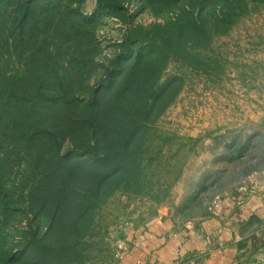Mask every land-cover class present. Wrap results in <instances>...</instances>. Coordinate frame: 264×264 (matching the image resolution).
I'll return each instance as SVG.
<instances>
[{
    "label": "rangeland",
    "instance_id": "obj_1",
    "mask_svg": "<svg viewBox=\"0 0 264 264\" xmlns=\"http://www.w3.org/2000/svg\"><path fill=\"white\" fill-rule=\"evenodd\" d=\"M109 1L36 0L47 20L24 46L20 0H0V78L27 70L40 46L32 67L76 69L68 84L106 101L97 130L88 122L36 149L50 168L65 159L46 213L27 208L29 157L16 167L22 210L0 253L17 257L3 264H120L134 226L203 218L264 174V0Z\"/></svg>",
    "mask_w": 264,
    "mask_h": 264
},
{
    "label": "trees",
    "instance_id": "obj_2",
    "mask_svg": "<svg viewBox=\"0 0 264 264\" xmlns=\"http://www.w3.org/2000/svg\"><path fill=\"white\" fill-rule=\"evenodd\" d=\"M44 1L47 7L51 4V0ZM108 3L111 7L119 4L117 0H110ZM19 7L24 9V13L16 22V27L21 32L18 33L19 41L23 42L24 46L34 45L33 41H36L39 35L38 27L47 20V16L43 19V9L47 8H41L36 0H20ZM40 48L42 47L38 46L29 51L31 53L27 56V70L0 78V231L6 226L11 227L8 221L22 210L21 199L18 198L20 195H16L18 186L12 182L15 181L16 167L29 157L31 169L27 179L33 182L28 191L27 208L46 213L53 207L50 191L56 181L51 180L55 176L61 179L62 163L65 159L56 154L58 161L50 168L46 166L48 160H43V151L37 157L36 149L39 145L43 146V150L51 149L53 139L57 143V136L64 130L78 129L88 122L92 124L93 130H97L96 118L102 115L106 103L99 98L97 90L88 96L91 89L68 84L71 76L78 77L79 72L76 69L68 72L69 68L64 65L48 69L44 64L41 69H38V66L32 67L37 60L34 55ZM49 54L51 57V53ZM76 60L78 59L71 57L69 65L71 63L72 66ZM116 93L115 91L113 94ZM63 107L67 108L64 115L61 113ZM44 121L47 122L46 125L42 123ZM40 167L42 170H39ZM39 190L43 191V196L37 201ZM29 234V242H33L31 240L36 236L34 232ZM16 257L17 253L11 255L10 249H6L0 253V264L14 263Z\"/></svg>",
    "mask_w": 264,
    "mask_h": 264
},
{
    "label": "crops",
    "instance_id": "obj_3",
    "mask_svg": "<svg viewBox=\"0 0 264 264\" xmlns=\"http://www.w3.org/2000/svg\"><path fill=\"white\" fill-rule=\"evenodd\" d=\"M125 242L120 264H257L264 249V174L252 186L230 187L203 218L158 216L131 228Z\"/></svg>",
    "mask_w": 264,
    "mask_h": 264
},
{
    "label": "built area",
    "instance_id": "obj_4",
    "mask_svg": "<svg viewBox=\"0 0 264 264\" xmlns=\"http://www.w3.org/2000/svg\"><path fill=\"white\" fill-rule=\"evenodd\" d=\"M119 248H120V250H119L120 256H121V258H123L129 250V245L127 242H123L119 245ZM169 264H184V262L182 260L178 259V260H175Z\"/></svg>",
    "mask_w": 264,
    "mask_h": 264
}]
</instances>
